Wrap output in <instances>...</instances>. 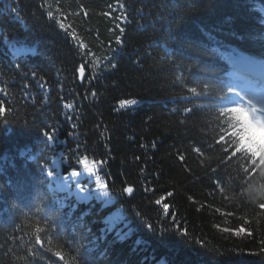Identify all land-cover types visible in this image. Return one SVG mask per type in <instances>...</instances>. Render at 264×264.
Wrapping results in <instances>:
<instances>
[{
    "label": "trees",
    "instance_id": "obj_1",
    "mask_svg": "<svg viewBox=\"0 0 264 264\" xmlns=\"http://www.w3.org/2000/svg\"><path fill=\"white\" fill-rule=\"evenodd\" d=\"M238 57L264 0H0V264H264ZM85 164L103 198L49 184Z\"/></svg>",
    "mask_w": 264,
    "mask_h": 264
},
{
    "label": "rangeland",
    "instance_id": "obj_2",
    "mask_svg": "<svg viewBox=\"0 0 264 264\" xmlns=\"http://www.w3.org/2000/svg\"><path fill=\"white\" fill-rule=\"evenodd\" d=\"M241 60V59H239ZM238 60V61H239ZM249 62V61H248ZM239 62L238 65L239 66ZM264 67V63L261 64ZM237 77L241 78L242 76L235 71ZM236 86L239 88V93H237L236 101L240 105V107H248L252 108L254 105L258 107L264 108V92H258L252 90V88L245 89L243 83L236 80ZM253 87V85H251ZM262 90V89H261ZM240 97H244V99L248 100V102L240 100ZM255 125V124H254ZM261 132L264 133V126L255 125ZM74 173H79L78 175H74ZM94 178H92V177ZM49 184L52 186L57 185L61 188H64L68 192L74 193L77 197L83 196V193L87 196H95L97 198H103V189L97 188V179L93 174L88 173L86 170L80 171H71L69 173H61L59 169L56 171H52L48 174ZM92 186V188H90ZM102 191V192H101Z\"/></svg>",
    "mask_w": 264,
    "mask_h": 264
},
{
    "label": "snow or ice",
    "instance_id": "obj_3",
    "mask_svg": "<svg viewBox=\"0 0 264 264\" xmlns=\"http://www.w3.org/2000/svg\"><path fill=\"white\" fill-rule=\"evenodd\" d=\"M49 16H51V13H48ZM106 15H111V13H106ZM58 26L60 29H65V24L64 23H59L58 22ZM117 27L119 28L120 32H124V27L122 25H117ZM71 35V33H69ZM116 42L119 44L121 43V38L120 37H117V40ZM85 65L84 64H81L78 68H77V72L79 74V76L81 78L84 77V74H85ZM113 67H115V65H113ZM136 103V100H121L119 102V107L121 109L127 107V106H130V105H133ZM68 107H71V105H68ZM241 111L245 112L248 119L255 125L257 126H264V108H261V107H258L257 105H254L252 108H248V107H242L240 109ZM5 109L3 107H0V113H4ZM45 136L48 138V139H53L54 136H55V130H53L51 133H45ZM85 170L90 173V174H93V168H88L87 165L85 164ZM79 173H74V175H78ZM97 183L100 184V187L102 189H106L107 188V185H105L101 180L100 178L97 176ZM126 192L128 193H132L133 192V189L131 187H128L125 189ZM171 195V194H169ZM157 204H160L161 201L160 200H157L156 201ZM163 211L165 214H168L169 212V206L167 204L164 205V208H163ZM37 231H39V229H37Z\"/></svg>",
    "mask_w": 264,
    "mask_h": 264
},
{
    "label": "clouds",
    "instance_id": "obj_4",
    "mask_svg": "<svg viewBox=\"0 0 264 264\" xmlns=\"http://www.w3.org/2000/svg\"><path fill=\"white\" fill-rule=\"evenodd\" d=\"M244 147L248 152L259 157L261 162L264 163V144L247 143ZM255 193L258 199H264V188L255 189Z\"/></svg>",
    "mask_w": 264,
    "mask_h": 264
}]
</instances>
